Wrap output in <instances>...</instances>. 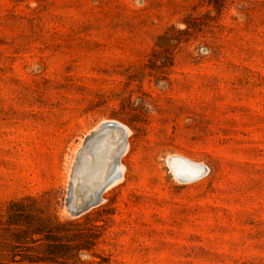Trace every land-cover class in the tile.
<instances>
[{
    "label": "rangeland",
    "instance_id": "rangeland-1",
    "mask_svg": "<svg viewBox=\"0 0 264 264\" xmlns=\"http://www.w3.org/2000/svg\"><path fill=\"white\" fill-rule=\"evenodd\" d=\"M105 118L126 176L87 221L70 168ZM28 196L100 219L82 264H264V0H0V211Z\"/></svg>",
    "mask_w": 264,
    "mask_h": 264
},
{
    "label": "trees",
    "instance_id": "trees-1",
    "mask_svg": "<svg viewBox=\"0 0 264 264\" xmlns=\"http://www.w3.org/2000/svg\"><path fill=\"white\" fill-rule=\"evenodd\" d=\"M50 208L49 197L28 196L0 211V264H82L81 253L92 250L104 225L93 219L91 228L82 227L80 219L62 220Z\"/></svg>",
    "mask_w": 264,
    "mask_h": 264
},
{
    "label": "water",
    "instance_id": "water-1",
    "mask_svg": "<svg viewBox=\"0 0 264 264\" xmlns=\"http://www.w3.org/2000/svg\"><path fill=\"white\" fill-rule=\"evenodd\" d=\"M111 135H116L118 138L117 151L114 155L118 164L113 168L111 175L103 181H94L85 185L84 179H81L77 187H74V181L72 182L66 207L68 214L72 217H80L99 206L103 202L104 193L120 180L122 170H124L121 159L129 147V127L119 120H106L100 122L97 129H93L89 137L95 144H104ZM185 164L196 165L197 171L194 174L186 173V175H179V179L184 182L197 180L203 177L209 170L205 164L194 162L180 155H174L169 160V165L174 173L177 171L184 172L183 167Z\"/></svg>",
    "mask_w": 264,
    "mask_h": 264
},
{
    "label": "bare ground",
    "instance_id": "bare-ground-1",
    "mask_svg": "<svg viewBox=\"0 0 264 264\" xmlns=\"http://www.w3.org/2000/svg\"><path fill=\"white\" fill-rule=\"evenodd\" d=\"M106 120H116V119H108ZM97 126H94L89 133L86 135L85 140L83 142V147L79 153L76 154L75 159L71 163L69 175L70 184L74 181V187H77L81 179H84V184L93 183L94 181H103L105 178L111 175L113 168L117 166L118 161L114 158V155L117 151V140L116 135H111L106 140V143H93L89 137L90 133L93 129H97ZM130 133L132 132L131 128ZM130 138V137H129ZM130 142V139H129ZM172 156L168 158L170 160ZM187 158V157H186ZM123 163V157L121 159ZM194 161V160H192ZM196 162V161H194ZM203 163V162H200ZM205 164V163H203ZM184 172L177 171L175 175L179 178V175L194 174L197 171L196 165L188 164L183 167ZM126 176L125 169L122 170V174L120 176V181L124 179ZM119 182V181H118Z\"/></svg>",
    "mask_w": 264,
    "mask_h": 264
}]
</instances>
